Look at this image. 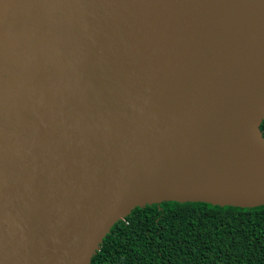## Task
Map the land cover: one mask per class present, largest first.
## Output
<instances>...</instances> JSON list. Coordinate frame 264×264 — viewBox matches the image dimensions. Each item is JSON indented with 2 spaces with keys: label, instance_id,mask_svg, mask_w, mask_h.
Here are the masks:
<instances>
[{
  "label": "water",
  "instance_id": "95a60500",
  "mask_svg": "<svg viewBox=\"0 0 264 264\" xmlns=\"http://www.w3.org/2000/svg\"><path fill=\"white\" fill-rule=\"evenodd\" d=\"M264 0H0V264H90L163 201L264 204Z\"/></svg>",
  "mask_w": 264,
  "mask_h": 264
},
{
  "label": "trees",
  "instance_id": "16d2710c",
  "mask_svg": "<svg viewBox=\"0 0 264 264\" xmlns=\"http://www.w3.org/2000/svg\"><path fill=\"white\" fill-rule=\"evenodd\" d=\"M260 129L264 136V119ZM90 264H264V204L134 207L111 226Z\"/></svg>",
  "mask_w": 264,
  "mask_h": 264
}]
</instances>
